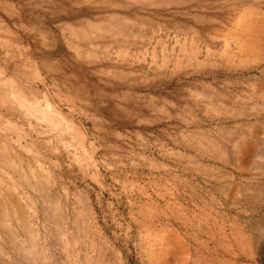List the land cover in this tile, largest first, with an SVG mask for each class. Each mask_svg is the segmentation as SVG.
Masks as SVG:
<instances>
[{"label": "rangeland", "instance_id": "obj_1", "mask_svg": "<svg viewBox=\"0 0 264 264\" xmlns=\"http://www.w3.org/2000/svg\"><path fill=\"white\" fill-rule=\"evenodd\" d=\"M244 12L264 0H0V264H264Z\"/></svg>", "mask_w": 264, "mask_h": 264}, {"label": "bare ground", "instance_id": "obj_2", "mask_svg": "<svg viewBox=\"0 0 264 264\" xmlns=\"http://www.w3.org/2000/svg\"><path fill=\"white\" fill-rule=\"evenodd\" d=\"M252 11V13L253 12H255V11H253V10H251ZM249 14V13H247V12H244L243 14H241L240 16H239V19H238V26L240 27V29H241V31L243 32V33H246V34H248V36L247 37H245V39L243 40V41H240V39L238 40V41H240L239 42V46L241 47V49L244 51V52H246V53H249V54H251V53H253L254 52V50H256L255 49V47L257 46H255V44H253L252 42H254L253 41V38H252V34L254 33V31H256L255 29H257V27L256 26H261L262 25V22L264 21V18H262L263 16H253V15H255V13L254 14ZM257 15V14H256ZM263 15V14H262ZM260 23V24H259ZM74 24V23H73ZM263 25H264V22H263ZM263 27V26H262ZM259 29V28H258ZM262 29V28H261ZM11 31V30H10ZM257 31H259V30H257ZM252 33V34H251ZM259 33V32H258ZM257 33V34H258ZM257 34H256V36H257ZM255 36V39L258 37H256ZM252 38V39H251ZM26 62V61H25ZM62 66V65H61ZM64 66V65H63ZM78 69V68H77ZM71 71V70H70ZM74 74H76V73H74ZM68 76V75H67ZM83 81V80H82ZM91 83V82H90ZM21 84V83H20ZM73 84V83H72ZM83 84L84 83H82L81 84V86H83ZM78 85V84H77ZM80 85V84H79ZM22 86V85H21ZM24 86V85H23ZM73 86V85H72ZM87 86V85H86ZM28 87V86H27ZM21 88V87H20ZM23 88V87H22ZM24 88H25V86H24ZM23 88V89H24ZM1 91V90H0ZM78 91V90H77ZM34 92V91H33ZM1 93V92H0ZM4 93V92H3ZM30 94V93H29ZM2 98H3V96H2ZM4 99V98H3ZM5 157V156H4ZM6 159H8V157L6 158ZM5 165V164H4ZM23 167V166H22ZM31 172V171H30ZM35 172V171H34ZM34 175H35V173H34ZM37 177V176H36ZM35 177V178H36ZM33 183H35V182H33ZM40 183H42V182H40ZM43 184H44V182H43ZM45 186V185H44ZM36 188H37V185L35 186ZM150 214V213H149ZM147 215V214H146ZM21 218H23L24 217V215L21 213L20 215H19ZM152 216V215H151ZM153 218V217H152ZM144 220V219H143ZM3 224V223H2ZM161 225V224H160ZM143 228V227H142ZM145 229V228H144ZM164 229H165V227H164ZM6 233V232H5ZM152 234V233H151ZM161 235V234H160ZM162 235H164V234H162ZM172 235V234H171ZM178 237V236H177ZM158 240H159V236H158ZM173 240V239H172ZM174 240H176V239H174ZM156 241V240H155ZM170 241V240H169ZM178 241V240H177ZM168 242V241H167ZM172 242V241H171ZM173 243V242H172ZM169 244V243H168ZM179 244V243H178ZM177 244V245H178ZM214 244V243H213ZM172 245V244H171ZM181 245H183L182 243H181ZM201 245V244H200ZM180 246V245H179ZM153 247V246H152ZM168 247V246H167ZM184 248H185V246H183ZM183 247H182V249H183ZM225 248V247H224ZM161 249H163V248H161ZM167 249V248H166ZM166 249H165V251H166ZM169 249V248H168ZM158 251V250H157ZM165 251H164V253H165ZM186 252V251H185ZM154 253V252H153ZM162 254V253H161ZM167 255L169 254V252H167L166 253ZM187 254V253H186ZM188 255V254H187ZM203 255V254H202ZM154 256V255H153ZM161 256V255H160ZM166 256V255H165ZM198 256V255H197ZM164 257V256H163ZM172 257H173V255H172ZM157 258V257H156ZM201 258V257H200ZM166 259V258H165ZM164 259V260H165ZM197 259V258H196ZM147 260V259H146ZM157 260V259H156ZM155 260V261H156ZM114 261V260H113ZM232 261V260H231ZM154 262V261H153ZM157 262V261H156ZM155 262V263H156ZM213 262V261H212ZM159 263V262H158ZM161 263V262H160ZM196 263V262H195ZM151 264H153V263H151Z\"/></svg>", "mask_w": 264, "mask_h": 264}]
</instances>
